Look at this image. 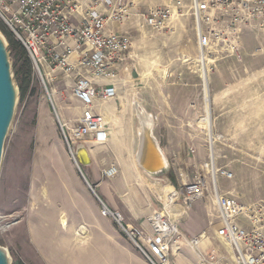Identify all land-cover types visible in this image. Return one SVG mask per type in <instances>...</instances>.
Listing matches in <instances>:
<instances>
[{
	"label": "rangeland",
	"instance_id": "1",
	"mask_svg": "<svg viewBox=\"0 0 264 264\" xmlns=\"http://www.w3.org/2000/svg\"><path fill=\"white\" fill-rule=\"evenodd\" d=\"M177 1L180 0H161L160 6H172ZM194 29L190 14L175 15L161 31L142 27L135 20L121 27H109V31L128 33L133 48L119 81L126 83L123 86L119 83L118 98L100 107L107 109L119 127L106 144H87L94 161L90 167H82V171L96 190L95 195L68 152L42 81L22 47L0 22L18 90L15 116L0 167V246L8 251L11 264H50L51 258L60 257L55 247L64 237L82 245L88 234L77 241V230L82 227L90 230L84 215L91 208L102 216L100 202L119 212L128 224L146 227L138 212L153 211L160 205L153 181H161L162 196L167 199L169 187L165 183L175 184L179 169L191 174L196 165L207 160L201 67L197 53L196 59L188 62L189 56L184 54L189 42L193 41L196 47ZM208 84L213 131L218 135L215 146L218 165L234 175L232 180L219 177L218 187L230 191L244 205L264 204V34L256 30L240 33L239 56H225L217 61ZM72 85L60 75L50 84L59 94L55 105L62 124L71 125L81 114L79 103L73 102ZM138 113L152 118L154 136L170 163L166 180L148 177L135 165L139 148ZM190 147L196 149V155H189ZM111 167L118 169L115 178L104 174ZM121 171L127 179L122 175L120 178ZM62 217L69 221V228L62 227ZM108 220L112 223L110 231L124 240L117 226ZM209 220L205 203L200 202L186 212L179 225L183 235L194 237L207 230ZM149 230L147 235L151 234L150 225ZM178 244L174 243L170 254L171 264H175V256L177 264H183L180 253L188 256L185 250L188 247ZM64 250L60 251L66 253L71 249ZM224 250L230 251L227 247ZM83 252L79 263L88 264L93 257ZM189 259L194 261L192 257ZM75 262L78 264V260Z\"/></svg>",
	"mask_w": 264,
	"mask_h": 264
},
{
	"label": "built area",
	"instance_id": "2",
	"mask_svg": "<svg viewBox=\"0 0 264 264\" xmlns=\"http://www.w3.org/2000/svg\"><path fill=\"white\" fill-rule=\"evenodd\" d=\"M188 14L195 25L197 61L208 76L223 57L239 56L242 27L264 33V0H191L190 6L180 0L147 10L140 8L139 0H0V22L25 49L42 81L80 174L76 147L89 140L107 142L109 123L100 107L118 98L119 80L133 48L128 33L109 27L138 19L142 27L161 31L175 15ZM58 75L71 81L72 97L79 103L81 114L71 125L61 123L50 88ZM206 140L207 160L191 174L179 169L177 182L166 184L169 196L150 223L151 234L128 227L119 212L100 202L102 216L117 225L148 264H169L177 242L194 252L197 264H264V204L244 205L219 189V177L232 180L234 175L217 166V137L207 133ZM196 153L189 148L190 156ZM113 173L115 167L104 171L106 176ZM200 202L208 210L209 226L198 236L186 237L179 220ZM206 242L209 249L203 247Z\"/></svg>",
	"mask_w": 264,
	"mask_h": 264
},
{
	"label": "crops",
	"instance_id": "3",
	"mask_svg": "<svg viewBox=\"0 0 264 264\" xmlns=\"http://www.w3.org/2000/svg\"><path fill=\"white\" fill-rule=\"evenodd\" d=\"M183 3L187 6H190L191 0H189L188 2L183 1ZM139 4H140L141 9L147 10L150 8L161 7L160 6L161 0H139ZM134 20L139 21L138 19L137 20L134 19ZM194 28H195V25H194ZM249 30H254V29H251L248 27H242L241 33L244 34L245 32H247ZM260 33H262V32H260ZM195 38H196V33H195ZM196 50L198 52L197 38H196ZM131 55H132V52H131ZM74 101L77 102L75 99H73V102ZM211 103H212V99H211ZM78 107H79V104H78ZM105 110L102 109V111H104V113H106ZM211 111H213L212 106H211ZM106 115H107V113H106ZM212 119H213V116H212ZM213 126L215 127L214 120H213ZM109 128L110 127L108 125V140H107V142L109 141L110 137L112 136ZM216 136L218 138V135H216ZM107 142L96 143L93 140H89L87 143H85V146H87V144H90V143H93L96 145H104ZM91 157H92V154H91ZM93 161L94 160L92 157V164H93ZM90 166H87V167H90ZM217 166L219 167L218 161H217ZM137 171L140 174V171L138 169H137ZM122 172L123 171H121L120 178H121V175L123 176ZM141 173H143V172L141 171ZM81 176H83V178L87 181L83 171H82ZM140 176H141V174H140ZM87 183H88L89 187H92V185L88 181H87ZM165 185H166V183H165ZM85 188L88 190L87 186H85ZM222 192L223 193H231L228 190H223ZM89 193H90V191H89ZM94 194H95V191H94ZM158 194H159L158 199L160 201V205H159L158 209H155L153 211L151 209L149 211L141 210L138 212L139 217L144 219V221L146 223L145 226L146 227L148 226V227L146 228V227H142V226L130 225L125 220V223L128 227L134 226V227H140L142 229L145 228V229H148V230H146L147 232H150L149 225H150L151 221L154 218H156L159 215V213L162 212L163 205H166V198L164 196L160 195V193H158ZM90 195L92 196L91 193H90ZM92 198H94V197L92 196ZM91 201H92V205H95L94 200H91ZM84 216H85L84 222L86 223V225L90 229L87 231L88 235H87L86 241L84 243H82V245L78 246L75 242L69 241L71 238H69L68 240L65 237L61 238V241L57 244V247L54 246L56 248V250L58 251V254L60 255V257L57 258L56 260L51 258L50 264H76L75 261H77V260H78V264H80L79 259L81 257L80 253L82 250L84 251L83 253H87L89 257L90 256L93 257V259H90L88 264H148V262L144 259V257L139 252L138 253L140 254V256L144 260H142L138 256V254H136L135 251H133L129 241L125 237H124L125 239L122 240V238H118L115 233L110 231V228L112 227L111 226L112 223L108 220V218L102 217L101 215L98 214L97 210H94L92 208L89 211V214H86ZM120 233H121V231H120ZM57 235L59 237V233ZM203 247H204V249H209L210 244L208 242H206L203 245ZM64 249H69V250L71 249V250H70V252L62 253L60 250H64ZM185 250L188 253L187 257H185L182 253H180V256L183 257V261H184L183 264H197V258L195 256L194 252L190 248H185ZM189 257L194 258V261H193V259H189ZM175 258H176L175 264H177V257L175 256Z\"/></svg>",
	"mask_w": 264,
	"mask_h": 264
},
{
	"label": "water",
	"instance_id": "4",
	"mask_svg": "<svg viewBox=\"0 0 264 264\" xmlns=\"http://www.w3.org/2000/svg\"><path fill=\"white\" fill-rule=\"evenodd\" d=\"M9 56L6 38L0 32V167L3 159L5 141L12 126L18 102V90L14 81ZM138 115L140 124L146 118L145 116H148L142 113H138ZM147 119L149 121L152 120V118L151 120L150 118ZM153 127L154 123H152V130L149 128V125H143L142 133L139 137L136 162L145 174L153 178H162L169 172L170 163L167 166L168 159L160 143L154 136ZM75 157L78 167L81 170L82 167H87L92 164V158L85 145L80 144L76 147ZM0 264H11L8 251L1 246Z\"/></svg>",
	"mask_w": 264,
	"mask_h": 264
},
{
	"label": "bare ground",
	"instance_id": "5",
	"mask_svg": "<svg viewBox=\"0 0 264 264\" xmlns=\"http://www.w3.org/2000/svg\"><path fill=\"white\" fill-rule=\"evenodd\" d=\"M195 44V43H194ZM193 44V41H191V42H189V44L186 46V48H187V52L185 51L184 52V54H186V56H189V59H187L186 61L188 62V61H190V60H194V59H196V57L194 56V54L195 53H197L198 54V52H197V50H196V47H195V45ZM190 56H191V58H190ZM197 60H199V58L200 57H198V55H197ZM185 61V62H186ZM201 72H202V76L201 77H203L202 79H203V83H204V85H203V91H204V103H205V122H206V133H208V134H210V135H213V134H215L214 133V126H213V119H212V111H211V106H212V103H211V87H209V84H208V74H206L205 73V70H202L201 69ZM120 81V80H119ZM120 84H122V86L126 83V82H119ZM121 88V87H120ZM120 88H119V92H118V96H119V93H120ZM55 97H56V100L58 101V98H59V94H58V92H57V90L55 89V91H54V100H55ZM58 105L60 106V104L58 103ZM57 108V107H56ZM60 110L63 112V110H62V107L60 106ZM122 112V111H121ZM106 113H107V121H108V123H109V130H110V133H112L113 132V130L119 125L118 123H116V121L112 118V116L111 115H109L108 114V111H107V109H106ZM144 115H147V114H144ZM149 116V115H148ZM145 116L146 118H144V120H142V122L143 121H145V122H141V124L139 125V131H138V137H140V134L142 133V128H143V125H149V128L152 130V123H153V121L151 120V116ZM62 118H64V116H62ZM147 118H150V120L151 121H149ZM60 119V118H59ZM120 119V118H119ZM152 122V123H151ZM111 125V126H110ZM119 127V126H118ZM87 149H88V147L87 146H85ZM88 151H89V149H88ZM89 153H90V151H89ZM90 157H91V154H90ZM92 158V157H91ZM135 165L139 168V166H138V163L136 162V160H135ZM167 166H169V161L167 162ZM116 169V173H113V174H107L108 175V177H110V178H112V177H114L115 178V176L117 175V173H118V169L117 168H115ZM140 169V168H139ZM141 170V169H140ZM142 171V170H141ZM122 174H123V176L122 177H124L125 179H127L128 177L126 176V174L125 173H123L122 172ZM82 175V174H81ZM148 177H149V175H147ZM163 178V180H166V178H165V176L164 177H162ZM86 181V180H85ZM87 182V181H86ZM153 187L156 189V190H158V192L161 194V195H163L164 194V187H163V184L161 183V181H158V180H154L153 181ZM90 189L92 190V192L94 193V191H95V195H97V193H96V190L95 189H93L92 187H90ZM97 197V196H96ZM97 199H99V198H97ZM100 200V199H99ZM175 209H177V211H176V213L177 214H182L183 213V209H178V208H175ZM61 221H62V227H64V228H69V221L67 220V218L66 217H62L61 218ZM180 221V220H179ZM76 234V233H75ZM87 235V231H86V229L84 228V227H82L80 230H77V234H76V240L77 241H81V240H83L84 238H85V236ZM179 245V244H178ZM175 253H179V250L177 249V247L175 246ZM169 264H171V262L169 263Z\"/></svg>",
	"mask_w": 264,
	"mask_h": 264
},
{
	"label": "trees",
	"instance_id": "6",
	"mask_svg": "<svg viewBox=\"0 0 264 264\" xmlns=\"http://www.w3.org/2000/svg\"><path fill=\"white\" fill-rule=\"evenodd\" d=\"M3 25V24H2ZM4 26V25H3ZM4 28L6 29V31L14 38V36L7 30V28L4 26ZM8 39H9V42L11 43L12 42V39H11V37H8ZM15 41H17V40H15ZM18 42V41H17ZM13 43V42H12ZM19 43V42H18ZM19 45L22 47V45L19 43ZM22 49L24 50V52H25V54H26V56H27V58H28V60H29V62L31 63V61H30V59H29V57H28V55H27V53H26V51H25V49L22 47ZM32 65V64H31Z\"/></svg>",
	"mask_w": 264,
	"mask_h": 264
}]
</instances>
